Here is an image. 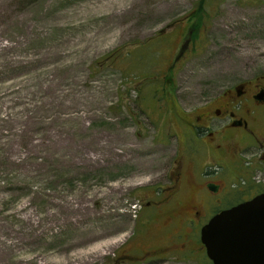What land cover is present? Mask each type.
I'll return each mask as SVG.
<instances>
[{
    "label": "rangeland",
    "instance_id": "obj_1",
    "mask_svg": "<svg viewBox=\"0 0 264 264\" xmlns=\"http://www.w3.org/2000/svg\"><path fill=\"white\" fill-rule=\"evenodd\" d=\"M257 76L264 0H0V264L54 257L73 231L48 215L77 199L104 215L85 227L120 228L116 247L82 264H209L205 254L144 259L158 241L152 224H136V194L175 153L166 107L188 110ZM53 80L74 93L42 105ZM29 230L41 233L32 252Z\"/></svg>",
    "mask_w": 264,
    "mask_h": 264
},
{
    "label": "flooded vegetation",
    "instance_id": "obj_2",
    "mask_svg": "<svg viewBox=\"0 0 264 264\" xmlns=\"http://www.w3.org/2000/svg\"><path fill=\"white\" fill-rule=\"evenodd\" d=\"M173 103L166 107L176 140L171 163L136 194V224L153 225L158 241L144 259L204 255L202 227L236 201L264 192L257 180L264 165V76L188 110Z\"/></svg>",
    "mask_w": 264,
    "mask_h": 264
},
{
    "label": "bare ground",
    "instance_id": "obj_3",
    "mask_svg": "<svg viewBox=\"0 0 264 264\" xmlns=\"http://www.w3.org/2000/svg\"><path fill=\"white\" fill-rule=\"evenodd\" d=\"M60 83V80H53L50 81L46 86H44L43 89H41L46 94L45 98L42 100V105L52 106L56 103L62 104L61 100L67 98V96L70 97L74 93L73 86H69L67 92L63 93L62 95L59 89ZM101 149V155H104L106 159H109V157H111L112 155L114 156L116 148L109 147L108 144H105L103 145V147H101ZM128 149L129 148L125 146V151H121L120 154L125 155ZM96 160L97 157L87 156L84 161L86 164H91L92 161L95 162ZM73 164L74 161H71V165ZM117 212L114 211L108 213L105 219L110 218V216H113L114 218L117 217ZM48 217L53 218V220H51L53 223L56 221V219H59L58 224H60L61 226L64 225V227L69 228L72 227L73 235L65 243V245H63V247H60L57 250V253H55L54 257H50V260L39 255H35L33 257V259H38L40 261L42 260L43 262H45L44 264H59V259H61L62 264H76L74 260L67 257L69 254H75L76 256H78L80 260L77 264H82L86 261L85 259L87 256L100 252H104V254L106 255L108 251L117 246L116 238L120 233V228L115 229L110 226V223L105 229L84 226L88 225L89 223H93L96 217H104L102 213H96L95 211L90 209L87 205L86 200L84 199H77V201L72 204L69 203L66 205H61V207L56 208V210L50 212ZM23 219L26 223L30 222L32 224H38L39 222L29 212L25 213ZM52 226L53 224H50L49 226L45 224V226L42 228V231L46 232L50 230ZM40 234L36 233L33 230H29L25 235L24 242L25 245L30 248V252H32V247H38L37 245L39 244L41 238ZM43 262H41V264H43Z\"/></svg>",
    "mask_w": 264,
    "mask_h": 264
},
{
    "label": "water",
    "instance_id": "obj_4",
    "mask_svg": "<svg viewBox=\"0 0 264 264\" xmlns=\"http://www.w3.org/2000/svg\"><path fill=\"white\" fill-rule=\"evenodd\" d=\"M200 240L213 264H264V193L219 212Z\"/></svg>",
    "mask_w": 264,
    "mask_h": 264
},
{
    "label": "trees",
    "instance_id": "obj_5",
    "mask_svg": "<svg viewBox=\"0 0 264 264\" xmlns=\"http://www.w3.org/2000/svg\"><path fill=\"white\" fill-rule=\"evenodd\" d=\"M200 10H201V8H200ZM194 27L199 28V26H197V25H195ZM171 78L172 77L168 76V80L167 81L170 82ZM209 264H211V263L209 262Z\"/></svg>",
    "mask_w": 264,
    "mask_h": 264
}]
</instances>
